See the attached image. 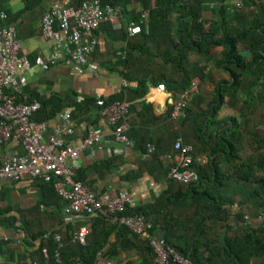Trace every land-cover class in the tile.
I'll return each mask as SVG.
<instances>
[{
  "label": "trees",
  "instance_id": "trees-1",
  "mask_svg": "<svg viewBox=\"0 0 264 264\" xmlns=\"http://www.w3.org/2000/svg\"><path fill=\"white\" fill-rule=\"evenodd\" d=\"M40 1L24 0L25 8ZM82 1L70 0V5L76 7ZM99 1L119 7L127 22L140 23L141 13L147 12L146 25L141 22V32L131 37L124 29H113L108 23L100 25L108 36L115 34L111 38L125 42L120 62L126 79L135 80L137 85L124 87L97 103L92 99L78 102L74 97L70 103L74 110L85 112L89 106H96L99 111L108 102L141 98L149 81L163 83L176 92L195 78L213 81L211 63L229 76L209 91L211 99L205 108L200 107L204 101L201 93L184 107L185 115L173 135V143L181 137L185 143L193 144V154L206 156L203 165H193L198 181L186 185L169 181L152 204L135 208L126 205L118 215L144 216L152 225V233L156 234L158 228L163 230L165 242L194 264H264V221L254 225L243 221L245 212L253 217L264 208V0H239L241 7L229 0ZM214 1L218 4L211 8ZM205 11L211 14L208 19L203 16ZM5 13L7 19L0 20V25L11 24L9 13ZM216 48L220 50L215 52ZM155 57L161 64H152ZM151 65L161 67L163 73L157 78L150 76L147 68ZM37 100L41 106L33 115L36 121H48L69 106L57 95ZM144 105L149 110V105ZM192 106L196 109L192 110ZM224 107L230 113L219 115ZM170 109L165 116L169 120ZM244 144L249 151L241 155ZM162 153L154 150L151 157L157 159ZM167 169H163L165 176ZM49 184L54 191L52 182ZM113 218L107 213L93 216L84 245L72 241L75 230L61 236L58 261L53 257L58 247L54 238L57 233L48 234L37 248L40 263L94 264L97 252L103 251L118 227L120 237L127 242L131 235L132 245L145 252L140 264H154L148 243ZM42 248H46L48 259Z\"/></svg>",
  "mask_w": 264,
  "mask_h": 264
},
{
  "label": "crops",
  "instance_id": "crops-1",
  "mask_svg": "<svg viewBox=\"0 0 264 264\" xmlns=\"http://www.w3.org/2000/svg\"><path fill=\"white\" fill-rule=\"evenodd\" d=\"M54 1L57 0H41L26 9L24 0H0L2 9L9 13L11 24L15 27L20 42L19 53L26 56L31 64L15 100H45L57 95L69 105L64 109L70 112L73 122L74 132L66 137L67 140L79 141L90 131L103 134L99 144L80 153L74 178L85 183L98 197L126 192L131 198L127 204L130 208L152 204L172 181L163 174V169L167 167L163 155L171 150L173 135L179 128L178 122L165 117L176 91L166 86L164 90H158L157 84L147 82L143 97L127 100L130 124L127 135L133 147L113 141L111 128L98 115V107L89 106L85 112H78L70 103L74 97L78 102L92 99L97 103L116 95L124 87H136L135 80L128 81L124 76L125 70L120 62L125 54V42L114 40L111 37L115 34L108 36L99 27L95 34L98 45L89 65L78 66L64 60L43 70L41 64L49 54L50 44L41 36L40 18ZM161 62L155 57L152 64ZM147 69L151 70L150 76L154 78L163 73L161 67L155 69L151 65ZM206 82L207 90L211 91L218 81ZM144 104L149 105V110L145 109ZM59 127L61 120L58 113L47 121L45 139ZM188 144L193 146L190 142ZM148 145H152L154 150L163 151L162 155L157 159L152 158L154 150L149 152ZM142 148L146 151L143 152ZM23 153L22 145L16 141L0 143V164ZM50 182L29 177L17 182L0 180V264H41L37 248L46 241L48 234L55 232L64 237L86 222L90 224L91 220L65 213L66 202L52 190ZM19 229L24 233L23 238L17 234ZM118 229L110 234L103 248L104 256L118 264H140L145 252L132 245L134 237L131 235L127 236V242L120 237ZM158 231L163 230L158 228ZM107 250L115 253L109 254Z\"/></svg>",
  "mask_w": 264,
  "mask_h": 264
},
{
  "label": "built area",
  "instance_id": "built-area-1",
  "mask_svg": "<svg viewBox=\"0 0 264 264\" xmlns=\"http://www.w3.org/2000/svg\"><path fill=\"white\" fill-rule=\"evenodd\" d=\"M227 3V2H226ZM228 3L241 7L239 0ZM218 4L210 3V7ZM7 15L0 5V20ZM147 12L141 13V22L146 25ZM140 22V23H141ZM108 23L113 29H124L129 37L141 32L140 23L125 21L122 11L117 6L102 5L99 0H84L78 6L70 5V0L54 1L40 18L41 36L50 44L49 54L41 68L46 70L50 65L69 60L78 66L90 64L91 55L98 45L94 33L101 24ZM20 42L12 24L0 25V143L16 141L24 149L20 156L12 157L0 164V180L20 181L24 177L51 181L54 191L65 202V213L84 217L89 221L98 213L113 215L114 220L124 225L132 235L146 241L151 248L154 264H194L190 259L178 253L163 238H156L151 232V223L142 215H118L131 201L130 196L119 191L109 197H98L90 188L74 179V173L80 153L99 144L103 134L90 131L79 141L67 140L73 134V122L70 112L63 109L59 112L61 127L55 128L53 134L45 139L47 121H36L33 115L40 109V102H17L15 95L24 84L25 73L31 64L26 56L19 53ZM158 90H164L163 83L157 84ZM200 93L199 79H192L182 91L176 92L171 102L169 118L178 122L184 117V107ZM129 103L126 99L108 102L101 106L99 116L110 126L113 141L133 147L127 132L130 128L128 119ZM154 150L148 145V151ZM125 155L128 153L124 152ZM167 162L166 178L179 184H193L198 181V174L193 165H203L205 155L193 154V146L185 143L181 137L175 139L172 150L163 155ZM244 224L254 225L264 221V213L256 216L247 214ZM90 231L88 222L79 226L72 235V241L84 245ZM24 237L21 229L17 232ZM58 247L53 257L58 261L61 236H54ZM43 256L48 259L46 248ZM94 264H118L104 256L103 251L96 254Z\"/></svg>",
  "mask_w": 264,
  "mask_h": 264
},
{
  "label": "rangeland",
  "instance_id": "rangeland-1",
  "mask_svg": "<svg viewBox=\"0 0 264 264\" xmlns=\"http://www.w3.org/2000/svg\"><path fill=\"white\" fill-rule=\"evenodd\" d=\"M210 15L211 14H210L209 11H205L204 14H203V16L206 19H208L210 17ZM219 50H220L219 48H216L215 52H218ZM193 58H194V55H191V59H193ZM210 65H211V71H210L211 73L210 74H211V78L213 79V81L217 82L220 79H228L229 78V76L226 73H224L221 69L215 67L213 65V63H211ZM205 82H200V93H201V95L204 98V101L202 102V107H204V108L206 107V102H208L211 99V93L206 88V85L208 83L207 82L205 83ZM195 108H196L195 106H192V110H195ZM222 110L223 111L219 112V115H227V114L230 113V111L226 107H224ZM248 151H249V147L246 144H244L243 150L241 151V155H244L245 153H248ZM234 209L238 210V207L235 206ZM257 212L264 213V208L261 209V210H258ZM247 213L245 212V214H247Z\"/></svg>",
  "mask_w": 264,
  "mask_h": 264
},
{
  "label": "water",
  "instance_id": "water-1",
  "mask_svg": "<svg viewBox=\"0 0 264 264\" xmlns=\"http://www.w3.org/2000/svg\"><path fill=\"white\" fill-rule=\"evenodd\" d=\"M233 219H234V221H235V224H237V223H238V217L235 215ZM155 237H156V238H162V237H163V231H158V232L155 234Z\"/></svg>",
  "mask_w": 264,
  "mask_h": 264
}]
</instances>
